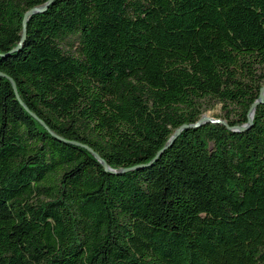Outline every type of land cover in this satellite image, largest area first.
Returning a JSON list of instances; mask_svg holds the SVG:
<instances>
[{
	"label": "trees",
	"instance_id": "1",
	"mask_svg": "<svg viewBox=\"0 0 264 264\" xmlns=\"http://www.w3.org/2000/svg\"><path fill=\"white\" fill-rule=\"evenodd\" d=\"M263 86L264 0H0V264H264Z\"/></svg>",
	"mask_w": 264,
	"mask_h": 264
},
{
	"label": "water",
	"instance_id": "2",
	"mask_svg": "<svg viewBox=\"0 0 264 264\" xmlns=\"http://www.w3.org/2000/svg\"><path fill=\"white\" fill-rule=\"evenodd\" d=\"M45 7H46V5H45L44 7H42V8H40V9H31V10L27 11V12L24 14L23 24H25L28 15L32 14V13H33L34 11H36V10L43 11V10L45 9ZM24 36H25V31L23 32V37H24ZM17 48H18V47H17ZM13 86H14V85H13ZM14 87H15V86H14ZM15 93H16L17 98H19L16 89H15ZM263 95H264V86L261 88L260 98L258 99L257 102L261 101ZM255 105H256V103H254V104L252 105L251 111H250V113H249V120H251V116H252V114H253V110H254ZM33 116L36 118V116H35L34 114H33ZM204 121L219 122V121H221V120H220V119H216V118H212V117H208V116L203 115V116L200 118V120H199L195 125L200 124V123H202V122H204ZM184 127H188V126H187V125H184V126H182L181 128H184ZM181 128L177 129L176 134L173 136V138H174L176 135H178V133H179V131H180ZM241 128H242V127H241ZM243 128H244V127H243ZM77 144H78V143H77ZM83 146L86 147L89 151H92L91 148H88V147L85 146V145H83ZM94 156H95V157H98L97 154H94ZM157 156H158V155H157ZM101 163L104 165V167H105L106 169H108L106 163H104L102 160H101Z\"/></svg>",
	"mask_w": 264,
	"mask_h": 264
},
{
	"label": "rangeland",
	"instance_id": "3",
	"mask_svg": "<svg viewBox=\"0 0 264 264\" xmlns=\"http://www.w3.org/2000/svg\"><path fill=\"white\" fill-rule=\"evenodd\" d=\"M219 112H220V110H219V106H218L214 110L206 112L204 115L208 116V117H212V118H217V117H214L213 115H214V113H219Z\"/></svg>",
	"mask_w": 264,
	"mask_h": 264
}]
</instances>
